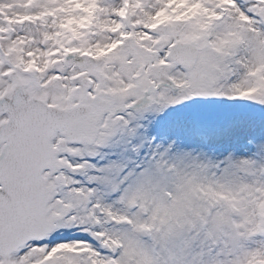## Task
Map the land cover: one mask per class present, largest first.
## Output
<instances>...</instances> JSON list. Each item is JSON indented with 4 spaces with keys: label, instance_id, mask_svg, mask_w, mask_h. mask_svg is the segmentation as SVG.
Returning a JSON list of instances; mask_svg holds the SVG:
<instances>
[{
    "label": "snow or ice",
    "instance_id": "1",
    "mask_svg": "<svg viewBox=\"0 0 264 264\" xmlns=\"http://www.w3.org/2000/svg\"><path fill=\"white\" fill-rule=\"evenodd\" d=\"M0 264H264V0H0Z\"/></svg>",
    "mask_w": 264,
    "mask_h": 264
}]
</instances>
